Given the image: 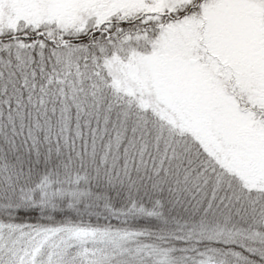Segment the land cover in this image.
<instances>
[{"label":"snow or ice","instance_id":"6c2138e0","mask_svg":"<svg viewBox=\"0 0 264 264\" xmlns=\"http://www.w3.org/2000/svg\"><path fill=\"white\" fill-rule=\"evenodd\" d=\"M0 264H264V0H0Z\"/></svg>","mask_w":264,"mask_h":264}]
</instances>
